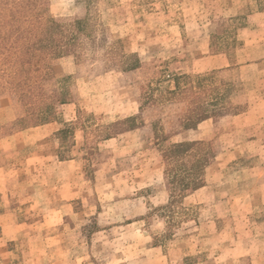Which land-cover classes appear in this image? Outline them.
<instances>
[{"label": "rangeland", "instance_id": "1", "mask_svg": "<svg viewBox=\"0 0 264 264\" xmlns=\"http://www.w3.org/2000/svg\"><path fill=\"white\" fill-rule=\"evenodd\" d=\"M254 1L37 0L40 24L61 28L56 41L44 45L48 78L36 93L59 94L73 105L44 110L50 102L36 100V118L22 124L61 126L19 137L14 122L26 109L16 89H0V140L7 145L0 212L15 215L9 231L16 236L0 242V264H264V81L247 86L240 76L245 80L255 70L224 74L211 69L222 64L210 59L224 53L245 66L244 46L260 36L241 29L260 24L249 16L264 11V0ZM75 37L89 42L83 55L90 58L79 64L60 53V43ZM102 38L116 43L113 51L136 55L139 69L105 73ZM186 75L201 77L202 86L227 82L209 99L230 90L232 114L183 131L186 104L167 101L165 93L174 88V76ZM151 96L157 104L143 106L139 128L103 141L110 125L138 114ZM252 102L256 109L246 114ZM234 115L243 117L230 121ZM55 128L61 131L55 134ZM187 142L201 144L193 159L167 156L172 145ZM56 153L60 161L74 160L76 174L58 167ZM35 169L43 174L31 175ZM51 169L56 174L45 175ZM198 180V189L182 186ZM29 182L72 190L31 207L38 192L31 196L23 187ZM61 195L76 199L71 210L56 213Z\"/></svg>", "mask_w": 264, "mask_h": 264}, {"label": "trees", "instance_id": "2", "mask_svg": "<svg viewBox=\"0 0 264 264\" xmlns=\"http://www.w3.org/2000/svg\"><path fill=\"white\" fill-rule=\"evenodd\" d=\"M36 3L37 0H0V62L2 64L0 66V89L4 87L16 89L19 100L22 101L26 109L24 117L14 122L20 124L17 131L43 123L39 121L31 124H22L25 123L26 119L31 121L32 118H36V113H34L38 109L37 104H35L36 100L38 102L44 101V104L48 101L50 102L48 104L50 106L44 110L54 109L55 106L70 103L69 98H61L59 94L45 98L39 92L36 93L41 81L48 78L46 70L48 71L49 67L45 62L49 52L47 53L44 50V45L46 46V43H49L47 45L49 46L50 41L55 42L57 38H53L55 37L53 34L61 28L59 25L42 26L39 18L41 17V11L36 13L34 10ZM23 24L28 25L25 27ZM30 25L33 26L30 27ZM73 25H76V23ZM72 28L74 29L75 26H72ZM80 41L78 37L68 38L63 43H60V47L65 49L59 52L71 55L75 64L89 59L90 57L83 55V49H85L83 46L89 42ZM99 43L101 47L105 48L99 57L104 64L105 73H127L140 67V61L136 55H126L123 52L113 51L112 46L116 45L115 42L106 44V40L102 38ZM50 56L58 57L53 52L50 53ZM200 80L201 77L199 76H174V88L167 90L165 93L167 94V101L186 104L185 112L181 114L179 123L183 131L196 129L204 121L231 113L230 103L226 98L230 90L226 92L224 90V93L222 92L219 98L209 99L211 93L227 86V82L220 81L217 86L209 87L202 86ZM180 82H185V85L181 86ZM147 104L156 105L157 103L152 99V96L149 99H143L138 114L110 125L106 130L108 134H105L103 140L114 139L139 128L138 123L141 120L142 108ZM118 127L121 128L116 130L115 128ZM200 145L196 142L175 144L170 147L167 156L171 159L176 158L187 162L194 158V148L198 149ZM200 171L201 174L204 173L203 169ZM201 181L198 180L195 184H193L194 182L192 184L182 183V186L185 190H195L202 186Z\"/></svg>", "mask_w": 264, "mask_h": 264}, {"label": "crops", "instance_id": "3", "mask_svg": "<svg viewBox=\"0 0 264 264\" xmlns=\"http://www.w3.org/2000/svg\"><path fill=\"white\" fill-rule=\"evenodd\" d=\"M253 3H255V1L253 0ZM249 19H252L253 21H255L256 19H261V23L259 24H256V22H254V25L251 24L249 26H246V27H243L241 29L242 32H246L248 33L249 35H252L253 37H259L257 40L255 41H250L249 43L245 44V52L248 53V58L246 59V62H245V66L242 67L240 65H238V63H233V61L231 60V58H229V56L225 55L224 53H217V54H214L213 56L210 57L211 60H215V61H219L222 66H220L219 68H215V67H212L211 69H217V70H223L221 72H223L224 74H230V73H238V71L242 70L243 68L245 69H253L255 70V73L251 76H249L250 78H244L245 80H243V78L240 76V79L241 81H247L246 82V85L249 86L253 83L254 81H256V83L259 81V80H263L264 81V11L263 12H259V11H255L254 13L251 14V16H249ZM261 35H263V37H261ZM242 53H243V50H241ZM247 55V54H245ZM230 68V69H229ZM139 69V68H138ZM136 69V70H138ZM135 71V70H134ZM132 72V71H130ZM128 73V72H127ZM251 82V83H250ZM264 93V92H263ZM254 94V93H252ZM252 104H249V107H248V111L246 112V114H249L250 111L252 110H255L256 109V106L254 105L255 102H252ZM73 105V103L71 104L68 103V104H63L61 106H71ZM139 112V111H138ZM244 114V115H246ZM137 114L133 115L132 117L136 116ZM243 117V115L241 116H238V115H234L232 117H230V121H237V120H240V118ZM211 123L213 121H204L202 122L201 124H199L197 126V129L200 128L201 125L203 124H206V123ZM55 124V127H60L61 125H57L56 126V121L53 122ZM52 122H48V123H45V124H42V125H39V126H34V127H29V128H26V129H23L19 132H17V134H15L16 136H21V137H26L27 135H30L32 133H34V131H41V129H45V128H54V125H53ZM193 130H196V129H193ZM61 130H59V128H55L53 129V133H59ZM135 131V130H134ZM25 135V136H24ZM29 137V136H28ZM46 136L42 137L41 138H38L37 140H33V142L31 143H28L27 147L29 148H34L37 143H40L39 141H42L43 138H45ZM110 139H105L103 141H108ZM258 138H249L247 139V141H249V143H258ZM37 141V142H36ZM3 143H5V140L4 139H1L0 140V172H3L7 166V162L4 160L6 158V156H4L6 153H7V145H3ZM238 148V147H237ZM38 150V149H37ZM37 150L33 151V153H29V158L32 157L33 155L36 154ZM243 156V155H241ZM239 156V158L241 157ZM256 155H253V157H255ZM57 164L59 165L58 167L59 168H69V173L70 175L72 174H76V170H73L72 172V167H74V160L73 159H69L67 161H60L59 159V156L58 154L56 153L55 156H54ZM62 165V166H60ZM74 169V168H73ZM36 171V172H34ZM33 173H31V175H41L43 174V172L41 173L40 170H34ZM45 172V175H55L56 174V170L54 169H51V170H48V171H44ZM6 187V184H0V195L1 197L3 196L2 195V189H4ZM23 187H28V191L31 193V196H33V192H38V198H34V199H31L30 202H32L33 200H35L34 202L30 203L29 202V206L31 207H40V206H45V200H43L44 198L47 199L48 196H51V195H55V194H61L63 191L65 192L66 191V188L69 187V189H71V185H66V184H46V183H39V184H36V182H29L27 184V186H25L23 184ZM72 190V189H71ZM74 191H76V188L74 189ZM40 192L42 193V196L40 195ZM40 199V201L38 200ZM76 199V197L74 196H71L68 198V197H64V196H60L59 198V202L56 203L57 205V212L56 213H61L62 209L65 208V209H70L72 208L73 206V201ZM5 203V202H4ZM55 202H49V204L52 206H54ZM5 206V204H3ZM263 207H264V204H262ZM56 213H54L56 215ZM15 217V215L11 214L10 211H2L0 212V242L3 241V243H7V242H10L12 241L13 239H15V235L12 234L10 231H9V227L12 226L10 224H12V222H14L15 220L12 221V218ZM264 218L262 219V222H263ZM9 252L5 251V255H8ZM0 254H1V250H0Z\"/></svg>", "mask_w": 264, "mask_h": 264}]
</instances>
